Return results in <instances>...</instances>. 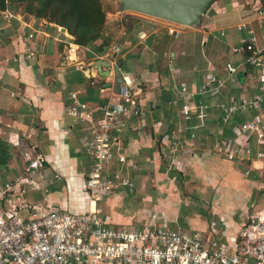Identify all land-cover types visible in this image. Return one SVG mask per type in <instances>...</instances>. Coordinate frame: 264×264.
Returning <instances> with one entry per match:
<instances>
[{
    "label": "crops",
    "instance_id": "0c3cea01",
    "mask_svg": "<svg viewBox=\"0 0 264 264\" xmlns=\"http://www.w3.org/2000/svg\"><path fill=\"white\" fill-rule=\"evenodd\" d=\"M116 1L102 0L103 37L87 47L45 19L0 10V189L29 179L35 185L24 181L15 188L18 201L71 214L92 212L116 230L157 225L214 237V228L231 244L248 217L264 209V157H258L264 154V103L238 109L228 120L220 105L238 106L260 94L257 71L234 49L249 35L241 24L264 47V18L258 13L264 0H216L193 27L137 13L118 16ZM98 60L123 62L120 91L115 70L100 72ZM228 63L237 69L236 81L227 77ZM206 73L223 79L224 87L193 93L187 119V102L178 92L182 85L196 91ZM127 92L137 96L142 112L128 121L120 135L124 148L115 152L105 176L120 171L133 188L94 200L86 189L95 163L92 125L68 113L71 96L76 93L98 121L100 107ZM250 122L262 131L243 132ZM226 149L237 150L233 160ZM40 161L42 167L32 168Z\"/></svg>",
    "mask_w": 264,
    "mask_h": 264
},
{
    "label": "built area",
    "instance_id": "2783aa9c",
    "mask_svg": "<svg viewBox=\"0 0 264 264\" xmlns=\"http://www.w3.org/2000/svg\"><path fill=\"white\" fill-rule=\"evenodd\" d=\"M116 13L125 16L133 12L119 8ZM258 13L264 18V10ZM238 28L247 30L249 35L242 41V47L234 49V52H242L245 65L257 71L260 94L251 100L242 99L238 106L221 104L225 120L238 109L249 110L264 103V47L260 46L259 37L249 25L241 24ZM236 71L232 64L226 65L227 77L233 81H236ZM171 72H178L174 65ZM222 87L223 79L206 73L200 88L193 92L182 85L178 94L187 102L193 93L202 94ZM118 97L100 107L102 117L96 121L88 105L81 103L76 93L71 96L73 105L68 113L92 125L93 140L89 148L95 163L86 189L94 200L107 197L122 187L133 188L130 180L120 171H116L113 178L105 176L107 164L114 158L115 152L124 148L120 135L128 121L140 117L142 112L135 94L127 92ZM191 111L187 102L182 114L188 119ZM203 111L204 106H201L198 113L200 119L205 117ZM262 129L258 122L242 126L243 132H259ZM260 142L264 145L262 136ZM178 145V142L174 143L175 147ZM215 148L222 149L220 145ZM224 153L229 160H233L237 150L226 149ZM258 157H264V154L259 153ZM40 167L41 161L32 166ZM24 181L35 185L33 180L27 179L9 184L6 190L0 189V264H264V209L250 215L242 226L239 238L228 244L214 228V237H206L201 231L170 230L157 225L147 226L141 231L116 230L95 218L92 212L71 214L49 209L43 204L18 201L13 192ZM2 202H6L7 208Z\"/></svg>",
    "mask_w": 264,
    "mask_h": 264
},
{
    "label": "trees",
    "instance_id": "16d2710c",
    "mask_svg": "<svg viewBox=\"0 0 264 264\" xmlns=\"http://www.w3.org/2000/svg\"><path fill=\"white\" fill-rule=\"evenodd\" d=\"M1 11L21 10L68 31L74 42L87 47L103 37L106 13L102 0H0Z\"/></svg>",
    "mask_w": 264,
    "mask_h": 264
},
{
    "label": "water",
    "instance_id": "95a60500",
    "mask_svg": "<svg viewBox=\"0 0 264 264\" xmlns=\"http://www.w3.org/2000/svg\"><path fill=\"white\" fill-rule=\"evenodd\" d=\"M216 0H118L120 9L144 16L156 18L184 27L197 26L207 8ZM115 54L113 58L115 59ZM115 65V66H114ZM95 67L101 72L104 69H114L116 72V88L121 90L124 85V76L121 72L123 62L112 64L111 60H98ZM103 76V75H101Z\"/></svg>",
    "mask_w": 264,
    "mask_h": 264
},
{
    "label": "rangeland",
    "instance_id": "374dc122",
    "mask_svg": "<svg viewBox=\"0 0 264 264\" xmlns=\"http://www.w3.org/2000/svg\"><path fill=\"white\" fill-rule=\"evenodd\" d=\"M116 1V0H115ZM117 2V1H116ZM118 7L120 8V5L118 4Z\"/></svg>",
    "mask_w": 264,
    "mask_h": 264
}]
</instances>
